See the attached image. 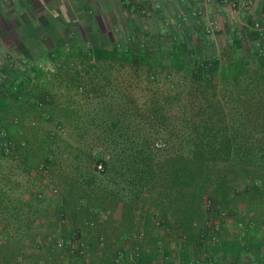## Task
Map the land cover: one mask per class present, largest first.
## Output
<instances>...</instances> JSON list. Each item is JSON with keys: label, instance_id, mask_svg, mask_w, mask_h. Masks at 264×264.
Instances as JSON below:
<instances>
[{"label": "rangeland", "instance_id": "1", "mask_svg": "<svg viewBox=\"0 0 264 264\" xmlns=\"http://www.w3.org/2000/svg\"><path fill=\"white\" fill-rule=\"evenodd\" d=\"M150 31L114 33L108 47L128 59L48 53L0 82V264H115L128 237L145 264L264 247V60L249 57L264 58V39L190 31L167 57L176 43ZM201 62L211 69L197 76Z\"/></svg>", "mask_w": 264, "mask_h": 264}, {"label": "crops", "instance_id": "2", "mask_svg": "<svg viewBox=\"0 0 264 264\" xmlns=\"http://www.w3.org/2000/svg\"><path fill=\"white\" fill-rule=\"evenodd\" d=\"M136 29L146 32L154 29L160 32L162 41L175 42L174 52L167 53V57L181 56L178 46L190 31L214 32L225 42H238L248 35L251 40L258 37L262 41L264 0H0V77L9 87L12 78L28 74L31 65L45 60L48 53L69 60L74 57L94 60V47L109 48L116 31L121 39L127 34L132 36ZM231 30L234 31L230 33ZM109 58H116V53ZM103 59L106 58L98 61ZM0 99L8 101L7 95H1ZM110 221L112 227L108 232L117 239L124 232H120L121 228L113 231L118 223ZM128 238L129 241L117 243L115 248L125 251L124 264H145L142 256L138 262L129 261L127 254L134 244ZM248 260L242 254L233 264H247ZM231 263L228 254L222 251L210 256L209 264Z\"/></svg>", "mask_w": 264, "mask_h": 264}, {"label": "trees", "instance_id": "3", "mask_svg": "<svg viewBox=\"0 0 264 264\" xmlns=\"http://www.w3.org/2000/svg\"><path fill=\"white\" fill-rule=\"evenodd\" d=\"M92 52H93L94 58L96 60H98V59H101V58H109V57H111V55L114 53V50H113V48L94 47L92 49ZM249 57L254 58V63L257 62V64H258V62L264 60L263 56L260 55L256 50L252 51L251 54L249 55ZM116 58L128 59V58H130V55H129V53H127L124 50L116 49ZM241 64H242V62L238 63L239 66L236 67V70L241 68ZM210 66L211 65H207L206 63L201 62V63H199L197 69L194 70L193 73L196 74L197 76L202 75V74L205 75V74L210 72V69H211ZM1 100L2 99H0V101ZM257 188L258 187L255 186L254 187V191L257 190ZM224 251L225 252H223V253L228 254L230 259L234 263L236 261L238 262L240 257H241V255L243 253H245V252H247V253L252 252V254H263L264 253V247H261V245H259L258 249L252 250L249 243L241 244L239 242H236V243H231L228 247H225Z\"/></svg>", "mask_w": 264, "mask_h": 264}, {"label": "built area", "instance_id": "4", "mask_svg": "<svg viewBox=\"0 0 264 264\" xmlns=\"http://www.w3.org/2000/svg\"><path fill=\"white\" fill-rule=\"evenodd\" d=\"M255 27H259V24H256L255 25ZM0 82L2 83V82H4V79H3V77H0ZM80 91L82 90V87H79L78 88ZM14 122H17V119H14ZM21 144H23V142L21 143ZM44 168V166L43 165H40L39 166V169L41 170V169H43ZM97 171L98 172H101V171H103V166H102V164L101 163H99L98 165H97ZM204 205H205V207L206 208H212L213 207V204H212V202H211V200L210 199H205L204 200ZM87 225H93V222L92 221H90V222H87L86 223ZM207 224V223H206ZM214 228L215 229H217V227H218V223L216 222L214 225ZM143 236H144V233H143V231L142 230H139L138 232H137V237L138 238H140V239H142L143 238ZM215 238V237H214ZM103 237L102 236H100L99 237V246L100 247H102L103 246ZM57 244L59 245V246H62L63 244H64V241H62L61 239H59V240H57ZM68 247H69V250H70V252H77V253H83L84 251H85V249H86V245H85V243H83V242H79V243H77V245H76V247H74V245H68ZM139 247L138 246H134V247H132V249L130 250V252L128 253V258L130 259V260H135L136 258H137V256H139ZM125 251H123V250H116V257L114 258V262H115V264H122V262L125 260Z\"/></svg>", "mask_w": 264, "mask_h": 264}]
</instances>
